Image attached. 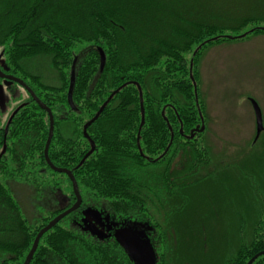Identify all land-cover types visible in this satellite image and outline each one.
Masks as SVG:
<instances>
[{
    "label": "trees",
    "instance_id": "obj_1",
    "mask_svg": "<svg viewBox=\"0 0 264 264\" xmlns=\"http://www.w3.org/2000/svg\"><path fill=\"white\" fill-rule=\"evenodd\" d=\"M53 1L42 10L46 0H0V69L50 110L48 158L71 172L80 208L94 204L113 223L98 238L69 224L70 214L42 235L30 264H143L122 242V231L150 244L151 264H246L264 252L261 213L250 241L228 244L214 261L209 240L203 243L188 217L184 189L186 176L210 162L198 140L204 114L198 51L264 35V0ZM72 71L75 110L67 102ZM25 95L0 123V264H23L41 228L75 202L67 176L43 156L47 113ZM14 184L33 189V219ZM252 264H264V254Z\"/></svg>",
    "mask_w": 264,
    "mask_h": 264
},
{
    "label": "rangeland",
    "instance_id": "obj_2",
    "mask_svg": "<svg viewBox=\"0 0 264 264\" xmlns=\"http://www.w3.org/2000/svg\"><path fill=\"white\" fill-rule=\"evenodd\" d=\"M15 1L22 2L21 5L27 3V0ZM197 1L206 5L222 0ZM50 3L56 2L46 0L42 10L45 5L50 8ZM236 36L243 37L240 33ZM196 52L187 55L186 59ZM198 52L195 71L204 111L200 124L203 129L198 140L208 149L210 162L186 176L185 202L189 206L188 217L204 234L203 243L206 245L205 238L209 240L207 249L209 252L210 248L209 253L215 261L229 249L228 244L234 246L239 238L247 244L253 224L262 221L264 216V35L215 42ZM2 88L0 123L5 124L26 95L21 89ZM251 100L260 109L263 126L256 141ZM10 187L26 217H36L33 189L24 184ZM101 213L100 207L87 208L77 211L74 219L79 227L100 238L107 228L111 229V225L106 226L99 220ZM204 260L208 263L209 255Z\"/></svg>",
    "mask_w": 264,
    "mask_h": 264
},
{
    "label": "water",
    "instance_id": "obj_3",
    "mask_svg": "<svg viewBox=\"0 0 264 264\" xmlns=\"http://www.w3.org/2000/svg\"><path fill=\"white\" fill-rule=\"evenodd\" d=\"M103 63H104V55L103 53L100 51V69H102L103 67ZM4 77L6 80L8 81H15L17 82L20 86L24 87L28 93V95L30 96V98L36 102L38 104V106L42 109L45 110L48 116V122H49V128H48V136H47V140H46V144L44 147V151H43V156L44 159L47 163V165L54 171L57 173H61V174H65L67 176V178L69 179L70 183H71V187H72V191L73 194L75 196V203L68 209H66L65 211H63L62 213L58 214L56 217H54L52 220H50L43 228H41V230L36 234L32 246L23 262V264H30V261L32 259V256L37 248L38 242L40 240V238L42 237L43 234H45L47 231H49L50 229H52L58 222H60L63 218H65L67 215H69L70 213L74 212L76 209H78V207L81 204V197L79 195L78 189H77V184L76 181L74 179V177L72 176L71 172L66 170V169H60V168H56L54 167L48 158V148L52 139V135H53V117L52 114L50 112V110L48 108H46V106L44 104H42L38 98L32 93V91H30L23 82H21L19 79L11 77V76H2ZM73 85H74V72L72 71L70 73V81H69V86H68V92H67V102L69 107L72 110H75L73 102H72V90H73ZM252 109L254 111V117H255V126H256V134H255V138L254 141L257 140L259 134L263 131V126H262V118H261V112L260 109L258 107V105L251 100L250 101ZM143 122V120H142ZM141 122V123H142ZM203 128L200 129V131H202ZM192 137V136H190ZM120 237L122 239V242L126 245V247L135 255L137 256L142 262L143 264H151L152 263V259H153V252L151 249L150 244L143 238H139L136 237L134 235L129 234L128 232L122 231L120 233ZM264 252H260L256 255H254L246 264H252L259 256L263 255Z\"/></svg>",
    "mask_w": 264,
    "mask_h": 264
},
{
    "label": "flooded vegetation",
    "instance_id": "obj_4",
    "mask_svg": "<svg viewBox=\"0 0 264 264\" xmlns=\"http://www.w3.org/2000/svg\"><path fill=\"white\" fill-rule=\"evenodd\" d=\"M20 39H21V37H19L18 38V41H20ZM19 45H20V43H19ZM2 57H3V55H2V47L0 46V65H1V62L3 61V59H2ZM2 76H11V75H9V74H6V73H3L2 71H1V69H0V89L3 87L5 90H11L12 88L13 89H21V90H23L24 91V93H27V91H26V89L24 88V87H22V86H20L17 82H15V81H8V80H6L4 77H2ZM11 77H14V76H11ZM15 78V77H14ZM18 79V78H17ZM2 88V89H3ZM28 94V93H27ZM9 120V119H8ZM8 122V121H7ZM6 122V123H7ZM6 123L5 124H3V125H6ZM75 203V202H74ZM73 203V204H74ZM81 203H82V201H81ZM60 204L61 203H59V204H56L53 208H55V207H58V206H60ZM72 204V205H73ZM71 205V206H72ZM70 206V207H71ZM80 206H81V204H80ZM80 206L78 207V209H76L74 212H72V213H70V214H73L72 216H71V219L68 221V223L69 224H71V223H74V222H76V223H78V221L76 220V219H74V217H75V213L77 212V211H79V210H85V209H83V208H80ZM92 206H93V208H98V207H95L94 206V204H92ZM70 207H68V208H70ZM67 208V209H68ZM65 211V210H64ZM102 211V213H101V215L99 216V220H101V221H103L105 224H106V226L108 225V226H110L112 223H113V220L112 219H109V221H108V223H106L105 221H104V216H106V214H104V212H103V210H101ZM62 213V212H61ZM60 214V213H59ZM69 214V215H70ZM108 214V213H107ZM58 215V214H57ZM69 215H67V216H69ZM66 216V217H67ZM108 216V215H107ZM65 217V218H66ZM64 219V218H63Z\"/></svg>",
    "mask_w": 264,
    "mask_h": 264
}]
</instances>
